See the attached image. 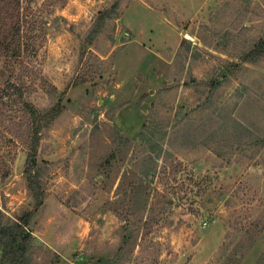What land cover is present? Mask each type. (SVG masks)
I'll use <instances>...</instances> for the list:
<instances>
[{"label":"rangeland","instance_id":"rangeland-1","mask_svg":"<svg viewBox=\"0 0 264 264\" xmlns=\"http://www.w3.org/2000/svg\"><path fill=\"white\" fill-rule=\"evenodd\" d=\"M37 5L33 65L58 91L29 100L64 106L42 133L37 192L26 138L7 129L19 114L0 109V217L36 212L30 263L264 264V58L245 61L264 0ZM8 78L0 62V89Z\"/></svg>","mask_w":264,"mask_h":264},{"label":"trees","instance_id":"trees-1","mask_svg":"<svg viewBox=\"0 0 264 264\" xmlns=\"http://www.w3.org/2000/svg\"><path fill=\"white\" fill-rule=\"evenodd\" d=\"M39 2L40 0H0V62L9 75L0 89V109L2 115L10 112L19 114L16 124L12 123L16 121L15 116L9 117L13 125L7 129L15 139L19 138L23 141L26 138L29 151L25 173L31 182L33 192L39 189L33 172L38 166L37 154L42 133L60 117L64 110V106L59 102L42 113L29 100V95L38 85L50 87L51 95L58 91L56 86L42 78V70L33 65L46 37L47 21L37 5ZM262 58H264V40L254 46L245 56V61L255 62ZM3 163L4 158L0 154V168ZM193 186L201 191L197 195L204 192L201 190L202 185L199 180L193 181ZM189 192L193 191L186 190L184 195ZM183 196L178 200L183 199ZM35 213V211L31 212L10 225L3 224L0 217L2 264H31L27 255L32 234L27 227L29 219ZM190 213L195 215L198 211L191 208Z\"/></svg>","mask_w":264,"mask_h":264}]
</instances>
